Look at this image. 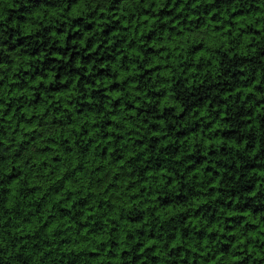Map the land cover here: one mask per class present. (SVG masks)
Instances as JSON below:
<instances>
[{"label":"trees","instance_id":"16d2710c","mask_svg":"<svg viewBox=\"0 0 264 264\" xmlns=\"http://www.w3.org/2000/svg\"><path fill=\"white\" fill-rule=\"evenodd\" d=\"M0 264H264V0H0Z\"/></svg>","mask_w":264,"mask_h":264}]
</instances>
